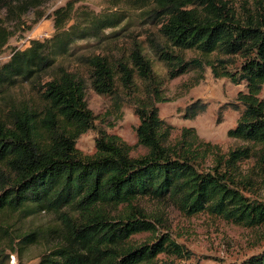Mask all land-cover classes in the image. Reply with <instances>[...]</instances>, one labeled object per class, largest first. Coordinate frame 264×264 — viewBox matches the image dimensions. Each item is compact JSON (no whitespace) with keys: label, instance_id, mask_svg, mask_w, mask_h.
<instances>
[{"label":"trees","instance_id":"1","mask_svg":"<svg viewBox=\"0 0 264 264\" xmlns=\"http://www.w3.org/2000/svg\"><path fill=\"white\" fill-rule=\"evenodd\" d=\"M42 5V0H0V9L16 22ZM155 5V11L166 18L161 33L173 46L204 55L242 57L238 73L218 71V67L214 71L236 84L246 82L247 90L237 97L243 107L238 124L228 134L261 146L255 155L264 163V98L260 97L264 90V5L243 3L234 8L224 0H155ZM74 10L72 2L56 9L51 38L33 40L25 49H14L8 61H0V101L7 89L34 82L49 69L54 72L41 88L42 107L31 101H6L0 108V215L29 218L48 212L58 221L47 229L24 232L21 250L44 244L46 250L36 264H189L158 258L160 253L191 257L188 249L168 236L151 243L132 241L134 234L154 228L140 211L119 209L132 207L140 197L170 198L191 215L209 212L236 224L263 225L264 202L242 194L227 172H200L187 154L173 156L166 148L168 129L157 106L166 100L161 96L162 81L137 48L128 61L112 64L106 56L93 55L84 63L90 86L101 95L117 99L120 87H137L136 76L142 81L135 110L141 120L138 138L148 153L132 157L114 140L103 137L94 155L80 152V136L95 127L86 99L89 85L76 72L54 66L74 42L99 36L116 27L122 17L85 13L68 26ZM149 12L152 16V8ZM11 36L0 25V50ZM161 54L163 61L174 56L166 50ZM192 63L199 65L197 59L177 62L184 72ZM200 110L195 107L189 116H197ZM251 156L248 148L240 147L229 153L227 162L234 165ZM228 264H264V249Z\"/></svg>","mask_w":264,"mask_h":264},{"label":"rangeland","instance_id":"2","mask_svg":"<svg viewBox=\"0 0 264 264\" xmlns=\"http://www.w3.org/2000/svg\"><path fill=\"white\" fill-rule=\"evenodd\" d=\"M42 1V6L22 15L17 22L0 9V25L12 33L8 44L0 50L1 62L8 61L14 49H25L33 40L51 38L55 34L53 13L68 2H72L75 9L68 26L79 21L85 13L100 18L112 15L122 17L116 27L103 30L99 36L74 42L69 53L58 57L54 66L63 65L76 72L89 85L86 99L95 116V127L82 134L77 142V148L84 156L97 153V142L102 137L114 140L132 157L148 153V148L140 143L137 134L141 120L135 110V101L142 95V81L136 76L137 87L129 90L120 87L121 94L117 99L111 95H101L90 86L89 69L84 63L86 57L93 55L106 56L112 64L128 61L137 48L151 61L154 73L162 81L161 96L166 100L157 103V106L168 129L166 148L173 156L187 154L200 172L215 169L221 173L227 172L242 194L264 202V163L255 155L261 146L228 134L238 124L243 107L237 97L240 91L247 90L246 82L236 84L229 77L217 75L214 71V67H218V71L238 73L242 57L216 53L204 55L195 49L182 50L173 46L161 33L166 18L155 11V0ZM224 1L234 8H240L243 3L253 7L264 5V0ZM151 8L152 16L149 12ZM165 50L174 56L163 61L160 57ZM179 58L187 62L197 59L199 65L195 67V63H192L187 71H181L182 67L177 64ZM53 74L49 69L34 82L20 83L7 89V95L0 101V108L4 107L6 101H31L42 107L41 88ZM260 97L264 98V90ZM195 107L201 110L197 116L190 117ZM240 147L248 148L252 156L229 165V153ZM119 209L122 212L138 210L154 226L152 231L134 234L131 238L134 243H151L168 236L191 252V257L186 259L160 253L158 258L162 261L228 264L264 249V224L249 227L209 212L191 215L170 198L140 197L132 202V207L122 205ZM0 225V264H36L46 246L38 244L23 251L19 246L21 235L36 227H53L58 225V221L54 214L48 212L29 218L19 214H1Z\"/></svg>","mask_w":264,"mask_h":264}]
</instances>
